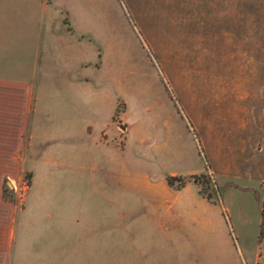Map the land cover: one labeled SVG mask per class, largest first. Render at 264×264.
<instances>
[{"label":"rangeland","instance_id":"rangeland-1","mask_svg":"<svg viewBox=\"0 0 264 264\" xmlns=\"http://www.w3.org/2000/svg\"><path fill=\"white\" fill-rule=\"evenodd\" d=\"M42 1L0 0V77L31 78L40 45L35 182L68 179L72 194L40 199L57 227L52 246L28 233L27 255L50 258L19 260L15 248L10 264H65V219L67 264H242L227 220L264 209V0L231 26L205 15L200 32L199 0ZM29 181L28 171L18 188L10 181L6 198L22 203ZM165 200L185 208L166 212Z\"/></svg>","mask_w":264,"mask_h":264},{"label":"crops","instance_id":"crops-1","mask_svg":"<svg viewBox=\"0 0 264 264\" xmlns=\"http://www.w3.org/2000/svg\"><path fill=\"white\" fill-rule=\"evenodd\" d=\"M249 1L199 0V8L196 6L194 8V12H197L194 13L195 15L193 17L194 29H198L197 31L202 30L201 17H205V15L210 17L212 14L217 16L219 25L224 23L231 26L233 23V13L238 15L239 19L242 18L243 10L247 8ZM42 3L47 8L48 5L50 6V3L46 0H43ZM44 20V17H40L39 24L44 23ZM226 29L225 27L224 30ZM198 36L201 38L200 35ZM39 49H41L40 45L38 46L36 44L32 47V51L30 49V55L33 57L32 65L29 66L30 71H32L31 78L6 79L0 77V264H10L15 248L16 253L14 256L19 260H23L22 257L27 258L30 255H32L34 262L50 258L38 250V253L35 252L36 254L31 253L30 255H27L29 253L26 251L27 246L25 243L32 238L29 235L30 232L37 233L38 237L41 236L39 233L44 232L43 236L48 238L50 243L51 239L55 240L51 234H48L57 228L54 225L55 222L51 224L53 220V215L49 211L51 210V206H47L40 199L44 195L52 196L57 192L66 196L72 194V184L71 181L68 182V179H64L63 185L59 186L58 189L56 188V184L52 182L53 179L49 177L43 182H35L36 176L33 166L35 161L31 160L32 157L29 154L28 134L30 131L31 116L33 114L35 74L38 67L36 66L37 57L41 56ZM25 171L29 172L30 181L28 186L20 188L26 190L24 201L21 203L19 201V193L15 192H12L14 196L12 200L7 199L5 186L11 181L18 188L22 184ZM82 180L85 179L82 178ZM248 180L253 181L251 179ZM81 191H83L82 186L80 188ZM182 197V194H177L176 199H184ZM196 199L197 201L209 203L208 198L202 195H198ZM184 201L183 204H178V202L169 203L165 200L163 204L164 209L166 212H172L173 207L176 206L179 209L178 211L181 212L185 208ZM235 216L237 217L233 220L227 218V222L231 229L237 230L236 236L244 243L246 256L243 252L240 253L242 264H246V261H250L252 264H259L261 260H264L263 206L261 215L253 222L248 219L247 214L244 212ZM250 223L254 224V231L256 232L253 237V240L256 242L254 248H260L258 254L255 255L256 257L253 255L254 248L251 247V243L246 242L249 238L246 227ZM60 225H63L60 228L65 231L64 239L66 241L65 257L63 261H60L67 264L72 262L71 254L68 256V253L71 252V245L69 244L70 247L68 246L69 248L67 249L68 237L66 235L67 231L70 230V226L67 225L66 219ZM53 243L50 245L52 246ZM174 244L175 247L181 248L178 242L175 241ZM48 245L46 244L45 246L48 247ZM148 264H152L151 259H148Z\"/></svg>","mask_w":264,"mask_h":264},{"label":"trees","instance_id":"trees-1","mask_svg":"<svg viewBox=\"0 0 264 264\" xmlns=\"http://www.w3.org/2000/svg\"><path fill=\"white\" fill-rule=\"evenodd\" d=\"M177 178L176 177H168V183L170 184V185H173V182L176 180Z\"/></svg>","mask_w":264,"mask_h":264}]
</instances>
